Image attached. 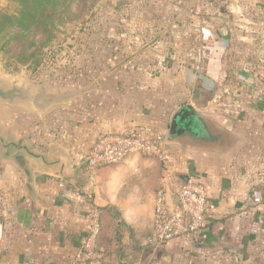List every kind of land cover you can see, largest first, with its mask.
Returning a JSON list of instances; mask_svg holds the SVG:
<instances>
[{"label": "crops", "instance_id": "1", "mask_svg": "<svg viewBox=\"0 0 264 264\" xmlns=\"http://www.w3.org/2000/svg\"><path fill=\"white\" fill-rule=\"evenodd\" d=\"M171 1V23L199 25V34L148 48L156 62L104 85L108 107L67 127L31 130L30 140L0 112V264H85L93 209L105 251L97 264H264V92H254L252 73L264 70V0H229L231 16H206L203 0L189 12L177 7L184 0ZM187 105L208 139L170 135ZM130 130L166 136L168 163L132 155L96 172L83 167L100 134ZM186 178L204 184L216 206L205 234L148 247L158 190L165 183L177 195Z\"/></svg>", "mask_w": 264, "mask_h": 264}, {"label": "rangeland", "instance_id": "2", "mask_svg": "<svg viewBox=\"0 0 264 264\" xmlns=\"http://www.w3.org/2000/svg\"><path fill=\"white\" fill-rule=\"evenodd\" d=\"M203 2L208 6H200L199 11L206 8V16L216 10L231 16L229 0ZM174 6L171 0H75L71 16L57 27L55 39L47 47L41 48L45 38L40 33L31 34L36 43L29 56L38 46V63L21 64L16 57L0 50V92L6 96L5 102L0 103V112H5L12 122L9 127L30 140L31 130L44 132L67 127L90 111L108 107L104 85L117 75L130 79L137 64L147 67L156 62L148 48L160 46L169 36L199 34V25L171 23L177 12ZM197 6L196 0H184L177 7L189 12ZM18 11L16 3L0 0V12ZM232 73L230 78H238V71ZM252 73L254 87L258 86L254 92H264V70ZM185 127V121H181L180 129Z\"/></svg>", "mask_w": 264, "mask_h": 264}, {"label": "built area", "instance_id": "3", "mask_svg": "<svg viewBox=\"0 0 264 264\" xmlns=\"http://www.w3.org/2000/svg\"><path fill=\"white\" fill-rule=\"evenodd\" d=\"M201 72V67L196 66ZM132 155H142L168 163L167 137L161 134H149L130 130L124 134L109 132L100 136L92 150L83 159V167L88 172H96L108 166L118 165ZM63 187V185H60ZM177 195L179 202L172 206L171 191L163 186L158 190L154 201V229L146 240V245L157 248L170 243L177 237H202L207 230V216L216 209L211 201L209 189L195 179L183 183ZM255 204L262 202V194H253ZM89 202L93 197L88 195ZM100 214L93 209L90 213V225L82 244V261L85 264H97L104 258V249L97 246L100 234Z\"/></svg>", "mask_w": 264, "mask_h": 264}, {"label": "trees", "instance_id": "4", "mask_svg": "<svg viewBox=\"0 0 264 264\" xmlns=\"http://www.w3.org/2000/svg\"><path fill=\"white\" fill-rule=\"evenodd\" d=\"M11 1L17 4L19 11L15 14L0 12V50H4L10 56L16 57L21 64H26L30 61L38 63L35 59L36 55L41 52H38V46L35 52L29 56L31 50L35 47V37H32L31 34L35 32L40 33L45 38L43 39L41 48L47 47L55 39L57 27L71 16L70 9L75 0ZM92 5L93 3H91ZM11 48L15 49V51L12 52ZM97 210L100 214L101 226L97 246L101 248L99 242L103 234V226L101 211Z\"/></svg>", "mask_w": 264, "mask_h": 264}, {"label": "water", "instance_id": "5", "mask_svg": "<svg viewBox=\"0 0 264 264\" xmlns=\"http://www.w3.org/2000/svg\"><path fill=\"white\" fill-rule=\"evenodd\" d=\"M0 99H6V96L0 92ZM196 112L193 109L191 105H187L184 108H182L174 117L171 129H170V135L173 136L175 134H179L180 129V123L181 121H185L186 127L185 128H190L193 126L196 122ZM183 129V128H182ZM186 130V129H185ZM188 179L186 178V182ZM171 198H172V206H176L179 202V197L176 194L171 193Z\"/></svg>", "mask_w": 264, "mask_h": 264}, {"label": "flooded vegetation", "instance_id": "6", "mask_svg": "<svg viewBox=\"0 0 264 264\" xmlns=\"http://www.w3.org/2000/svg\"><path fill=\"white\" fill-rule=\"evenodd\" d=\"M181 133L183 135H185L187 133H190L191 135L199 134V138H202V139H205V140L209 138V131L206 130V127H205V125H203L202 122L201 123L199 122V125L195 124V125H193V127L181 129L179 131L178 136H182V135H180Z\"/></svg>", "mask_w": 264, "mask_h": 264}]
</instances>
